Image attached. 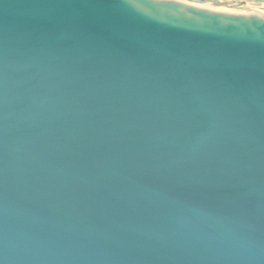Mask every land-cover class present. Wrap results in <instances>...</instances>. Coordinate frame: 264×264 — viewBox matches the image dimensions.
Listing matches in <instances>:
<instances>
[{
  "label": "water",
  "instance_id": "obj_1",
  "mask_svg": "<svg viewBox=\"0 0 264 264\" xmlns=\"http://www.w3.org/2000/svg\"><path fill=\"white\" fill-rule=\"evenodd\" d=\"M0 264H264V4L0 0Z\"/></svg>",
  "mask_w": 264,
  "mask_h": 264
},
{
  "label": "bare ground",
  "instance_id": "obj_2",
  "mask_svg": "<svg viewBox=\"0 0 264 264\" xmlns=\"http://www.w3.org/2000/svg\"><path fill=\"white\" fill-rule=\"evenodd\" d=\"M248 2L264 4V0H247Z\"/></svg>",
  "mask_w": 264,
  "mask_h": 264
}]
</instances>
